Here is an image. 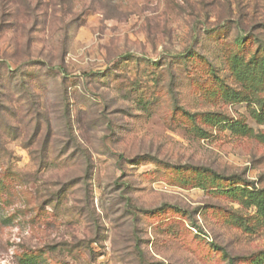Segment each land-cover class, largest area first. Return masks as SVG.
<instances>
[{
  "label": "rangeland",
  "instance_id": "374dc122",
  "mask_svg": "<svg viewBox=\"0 0 264 264\" xmlns=\"http://www.w3.org/2000/svg\"><path fill=\"white\" fill-rule=\"evenodd\" d=\"M262 134L264 0H0V264H264Z\"/></svg>",
  "mask_w": 264,
  "mask_h": 264
},
{
  "label": "trees",
  "instance_id": "16d2710c",
  "mask_svg": "<svg viewBox=\"0 0 264 264\" xmlns=\"http://www.w3.org/2000/svg\"><path fill=\"white\" fill-rule=\"evenodd\" d=\"M260 138L264 141V134L260 135ZM246 198L248 203L254 205L257 209V212L260 213L264 219V188L256 191H248L246 193ZM21 264H40L36 257L33 255H24L20 259ZM231 263V260H230Z\"/></svg>",
  "mask_w": 264,
  "mask_h": 264
}]
</instances>
